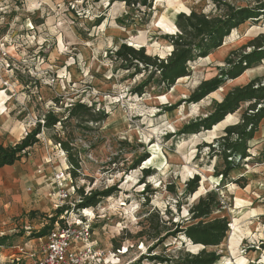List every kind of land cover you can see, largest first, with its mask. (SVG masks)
<instances>
[{
    "label": "rangeland",
    "instance_id": "374dc122",
    "mask_svg": "<svg viewBox=\"0 0 264 264\" xmlns=\"http://www.w3.org/2000/svg\"><path fill=\"white\" fill-rule=\"evenodd\" d=\"M228 1L244 6L258 0ZM222 4V0H153L148 8L122 0H0V143H17L49 111L64 115L76 102L93 106L92 112L100 109L108 114L99 122L71 117L43 128L36 147L29 149L21 164L5 167L7 175L0 184V235L8 234L10 239L0 245V264H31L42 254L46 240L33 236L58 208L53 175L56 169L70 165L69 153L79 158L80 168L73 179L75 191L69 189L63 205L68 206L63 216L89 220L97 254L90 264H130L150 254L175 259L197 253L204 246H194L181 232L174 237L162 231L156 238L154 220H146L147 210H159L162 230L173 221L186 227L192 223L191 205L208 191L217 192L224 203L210 219L226 216L229 230L235 220L239 229L235 242L228 230L219 246L206 247L220 254L216 264H238L239 258H246L245 264H264V132L250 141L252 155L225 178L219 174L225 168L222 155H211L205 145L218 144L224 129L242 119L249 103L228 114L233 117L217 131L180 132L185 124L213 112L216 102L232 88L264 75V70L259 71L248 81L233 83L228 91L212 92L199 102L184 101L203 81L229 68L225 59L233 50L264 33V18L248 20L232 30L224 40V44L233 42L225 59L213 52L190 62V74L177 80L176 90L167 100L157 95L173 87L159 89L153 83L142 95L133 93L132 88L146 74L135 75L112 57L127 42L165 58L173 50L166 36L178 32L179 13L195 9L218 15L223 13ZM261 64L264 59L250 68ZM58 140L70 142L69 153L58 146ZM145 154L147 159L133 168ZM148 167L154 173L145 177L151 191L144 194L146 185L141 180L143 168ZM195 175L201 178L199 194L195 196L197 190L186 197V183ZM239 178V183L233 181ZM112 185L118 190L96 206H71L81 198L78 188L90 194ZM67 186H71L69 180ZM147 196L150 200L145 205ZM9 202L15 206L13 212L6 205ZM86 209L93 215L85 214ZM143 229L145 233L140 235ZM151 246L155 248L152 252ZM141 264L167 263L144 257Z\"/></svg>",
    "mask_w": 264,
    "mask_h": 264
},
{
    "label": "trees",
    "instance_id": "16d2710c",
    "mask_svg": "<svg viewBox=\"0 0 264 264\" xmlns=\"http://www.w3.org/2000/svg\"><path fill=\"white\" fill-rule=\"evenodd\" d=\"M115 1V0H113ZM128 5H141L150 8L153 0H122ZM223 13L218 15H209L205 12L192 9L190 13L181 12L177 16L176 24L178 32L174 35H167L166 38L173 45L171 53L162 58L159 55H153L146 51L145 46L139 48L124 42L112 54L114 61L120 62V66L126 70H133L135 75L145 73L146 77L132 88V92L142 95L146 87L155 84L159 89H171L177 80L190 74L189 63L199 58L215 52L224 44L226 37L230 36L232 30L248 20H259L264 18V0H258L254 5L236 6L228 0H222ZM252 48L247 51V48ZM264 59V33H260L247 44L239 49L233 50L225 59L229 68H223L220 75L203 81L195 91L184 101L199 102L208 94L218 90L228 79H235L241 76L254 63H259ZM248 102L247 108L242 113V119L235 124L229 125L224 129V135L219 137L218 144L205 145L210 147L212 154H221L225 168L219 174L223 178L229 175V172L241 165L251 154L248 153V142L254 137L258 130L260 122L264 118V75L250 80L244 85L235 86L225 97L216 102L213 112L206 117H200L194 121L185 124L180 130L181 133H197L202 130H211L212 127L225 119L226 115L235 112L241 107L242 103ZM93 106L84 102H76L66 109L64 115L54 111H49L44 115L43 121L37 122L35 128L29 131L19 142L12 145L0 144V168L5 165H12L28 155L29 149L39 141V134L43 128L55 127L65 119L71 117H86L85 119L99 122L107 118L108 114L104 110L92 112ZM68 153L72 148L70 142L58 140ZM148 154L139 158L133 168L141 165L146 160ZM239 158V159H238ZM69 171L73 179L78 176L80 160L69 153ZM154 170L150 167L143 168V179L145 183L144 194L151 191L150 184H147L145 177L151 176ZM240 179L233 180L236 183ZM201 178L199 175L193 176L186 183L185 196H192L200 187ZM171 191H175L173 186H168ZM118 188L116 185L105 189H95L90 194H85L82 188H78L81 196L80 201L75 204L78 209L96 206L104 198L114 194ZM150 197L147 196L144 204L148 205ZM179 204V201H178ZM68 206L58 207L56 212L49 216L48 222L33 237H43L47 235L55 225L61 222L64 225V212ZM224 207L223 201L215 191H208L201 195L190 207L189 220L192 222L186 227H182L181 221H173L171 227L162 230L163 219L159 210L148 211L147 221H153L156 225V238H160L161 232H167L166 235L177 237L181 232L194 244H201L204 247L197 253H187L186 256H179L175 259L165 257L161 254H150L143 256L151 261L166 262L167 264H216L220 259L217 251L206 250L209 246L220 245L229 230V221L226 216L211 218L216 212ZM144 229L140 231L142 235ZM164 237V236H163ZM10 239V235H0V245H4ZM152 252L155 248L150 247ZM130 264H141L143 260ZM175 262V263H173Z\"/></svg>",
    "mask_w": 264,
    "mask_h": 264
},
{
    "label": "built area",
    "instance_id": "2783aa9c",
    "mask_svg": "<svg viewBox=\"0 0 264 264\" xmlns=\"http://www.w3.org/2000/svg\"><path fill=\"white\" fill-rule=\"evenodd\" d=\"M5 84L7 85V83ZM69 168L70 166L65 164L56 169L53 175L58 187L56 204L58 207H62L66 203L70 195V188L75 191L74 180ZM38 172L41 173L42 169L39 168ZM68 180L71 184L69 187L67 186ZM79 201L77 200V202ZM71 206L75 207V203L72 202ZM64 218V225H58L47 235L39 237V240L45 238V246L42 254L31 264H90L97 255L93 248V242H91L92 229L89 220L86 217L75 219L71 216H64ZM79 243L82 245L79 246Z\"/></svg>",
    "mask_w": 264,
    "mask_h": 264
},
{
    "label": "bare ground",
    "instance_id": "6f19581e",
    "mask_svg": "<svg viewBox=\"0 0 264 264\" xmlns=\"http://www.w3.org/2000/svg\"><path fill=\"white\" fill-rule=\"evenodd\" d=\"M238 29V28H237ZM230 37V36H229ZM235 43V42H234ZM233 45V42H227L222 45L221 47H219L213 54L223 60L226 58V56L228 55V52L230 50V48L232 47ZM202 59H205V58H202ZM264 70V64H261L259 66H256V67H252V68H249L248 70H246L240 77L236 78V79H232L230 80L229 82H227L226 84H223L218 90H216L215 92H213L212 94L216 93V94H219V92L223 91V92H226L228 91V89L230 88V86L233 84V83H239V82H244V81H248L251 77H254L259 71H262ZM184 78V77H182ZM180 78V79H182ZM179 79V80H180ZM176 86L177 85H174L173 86V89L172 90H167L165 93L163 94H160V95H157V98L160 99V100H167V97L169 96V94H171L172 92H174V90H176ZM233 117V115H228L226 121H224L221 125H214V128L212 130H210L211 132L212 131H217L218 128H220V126H222L225 122L231 120V118ZM203 190V186L202 188L200 189V192ZM199 194V190L195 193V196L197 197ZM85 214H88V215H93V211L90 210V209H86L85 211ZM230 234L232 235V241L235 242L236 240H238V236L237 234H239V229H238V221L235 220L233 223H232V228L229 230ZM203 246L201 244H195L194 246ZM219 246V245H218ZM209 247H217V246H209ZM233 248V247H232ZM229 263H231V260L228 259L227 260ZM246 258H239L237 259V263L238 264H245L246 263ZM226 263V262H225Z\"/></svg>",
    "mask_w": 264,
    "mask_h": 264
},
{
    "label": "crops",
    "instance_id": "0c3cea01",
    "mask_svg": "<svg viewBox=\"0 0 264 264\" xmlns=\"http://www.w3.org/2000/svg\"><path fill=\"white\" fill-rule=\"evenodd\" d=\"M2 92H0V101L2 100V97H1V94ZM264 118L262 119V121L260 122V125H259V127H258V130L255 132V134H254V137L251 139V140H249V142H248V145H249V149H248V153L250 154L251 152V148L253 147V145L250 143V141H252V140H254V139H256V138H259L261 135H262V132H264ZM19 142V141H18ZM0 144H2V143H0ZM14 144H16V143H13L12 145H14ZM4 145V144H3ZM6 145V144H5ZM8 145H10V144H8ZM36 145H37V143H36ZM36 145H34L31 149H33V148H35L36 147ZM31 152V151H30ZM30 152H28V154H30ZM252 155V154H251ZM44 157V156H43ZM31 158V156L30 157H27V159L28 160H31L30 159ZM17 163H19V164H21V160H18V161H16L14 164H12V165H5V166H3V167H1L0 168V184L2 183V181H3V178H4V176L6 177V173H7V170H6V168L5 167H9V166H13V165H16ZM12 175H13V178L14 179H16V173H12ZM11 175V176H12ZM1 204H3V200H2V197H0V205ZM6 205H11L10 206V208H11V211L13 212L14 210H15V206H13L12 205V203H7ZM36 239H39V237L38 238H36Z\"/></svg>",
    "mask_w": 264,
    "mask_h": 264
}]
</instances>
